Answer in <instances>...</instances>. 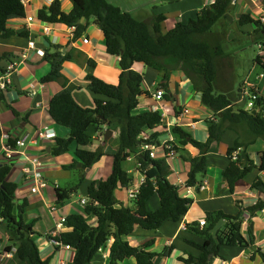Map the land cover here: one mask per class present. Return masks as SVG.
<instances>
[{"label":"trees","instance_id":"16d2710c","mask_svg":"<svg viewBox=\"0 0 264 264\" xmlns=\"http://www.w3.org/2000/svg\"><path fill=\"white\" fill-rule=\"evenodd\" d=\"M165 4L178 3L181 0H160ZM234 0H215L203 7L195 18L184 23L178 21L168 32H162L166 21L163 15H156L150 23L136 19L130 13L113 5L108 0H74L70 13L62 10L61 0L39 11V19L44 23L62 24L76 29L75 37H80L87 28L89 21H94L104 34L107 52L120 59L121 75L117 86L108 84L97 78L93 71L96 63L87 60V81L89 89L95 94V107L84 108L74 98L77 87L70 84L62 74L63 64L71 61V54H64L60 48H53L46 53L45 59L51 66V71L42 78V83L61 82L63 89L49 103V113L53 121L69 130L71 140H58L53 154L61 155L68 151L70 144L75 143L77 163L82 164V170L92 169L105 155L103 147L97 151L87 150L93 138L89 131H102L104 127L111 131H119V146L112 158V172L104 180L91 182L88 187L87 204L81 213L69 214L65 228L58 242L70 246L74 252L73 264H92L98 251L110 240V264H119L124 255L134 257L137 264H154L158 256H167L172 251L165 249L162 253H153L148 249L154 244L149 241L140 247H134L123 238L133 234L136 228L146 231H156L165 222H179L189 211L194 200L181 197L178 188L170 180V169L165 161L153 160L148 153L141 151L143 143H153L157 134H151L148 142L142 141L145 130H154L163 125V115L160 111H145L135 114L139 107V97L144 93L145 76L134 69L135 64L142 63L154 66L161 71L156 90L169 91L171 75L180 71L191 81L194 91L200 94L203 106L213 113V120H208V139L205 142L196 141L184 128L175 126L172 133L179 145H191L200 153L189 159L187 186L201 188L197 178L207 166V154L215 142H220L227 129L239 134L234 145L228 149L229 166L222 172L223 181L231 191L235 184L244 179L256 168L254 161L246 149L257 139H264V96L258 95L253 114L237 106L244 96L242 87L235 89L234 75L225 76L222 66L229 58L223 43L227 37V26L224 19L233 6ZM26 17V9L22 0H0V39H7L15 32L8 28L10 20ZM82 20H85L82 23ZM241 27L255 25V39L261 43L264 51V26L250 14H243L238 20ZM23 36L27 34L23 33ZM6 57L0 58V63ZM264 57L256 61L264 71ZM0 69V76L2 75ZM223 76V80L220 79ZM222 78V77H221ZM223 86V87H222ZM221 88H223L221 90ZM250 93H255L254 89ZM3 100L2 93L0 101ZM242 130L250 135L249 142H243ZM10 145L16 146L15 140ZM61 147V148H59ZM179 151V148H175ZM1 151V146H0ZM235 154L237 157L235 159ZM134 156L138 171L146 175V182L134 201V207L122 206L115 191L119 187L128 188L134 177L126 170L125 163ZM259 169L264 172V151L260 153ZM75 164V165H76ZM75 165L73 167H75ZM12 164L0 165V229L6 226L5 236L8 238L9 250L14 253L18 264H49L43 260L37 243L33 239L34 222L27 223L24 214L28 200L17 204L16 193L18 184L9 180ZM79 182L70 189L56 188L57 205H63L71 195L78 191L84 182ZM253 191L264 194V180L258 178L252 184ZM157 196L160 206L156 211H149L148 203ZM264 209V201L258 202L252 212ZM96 218V225L89 223V218ZM223 219L226 223L214 238L211 230ZM209 224V225H208ZM244 211L238 215H227L223 212L207 214L206 226L202 231L198 225H187V229L206 237L203 245L190 242L202 251L201 257L195 261L192 256L181 257L187 264H208L211 255L218 256L225 246L249 247V242L243 236ZM200 225V224H199ZM197 226V227H196ZM208 226V227H207ZM252 241V240H251ZM171 251V252H170ZM264 263V253L258 250Z\"/></svg>","mask_w":264,"mask_h":264},{"label":"crops","instance_id":"0c3cea01","mask_svg":"<svg viewBox=\"0 0 264 264\" xmlns=\"http://www.w3.org/2000/svg\"><path fill=\"white\" fill-rule=\"evenodd\" d=\"M154 1L155 3L150 5L144 2H135L134 8L137 7V11H149L147 19L138 20L150 23L154 16L163 15L167 19L162 25V32L166 33L178 21L186 23L190 18H195L203 7L212 4L215 0H181L174 4H165L160 0ZM22 2L26 9V17L10 20L8 28L15 32V35L7 39H0V58L6 57L0 63L2 73L10 64L20 60L24 53L28 54V58L20 61L17 66L12 86L2 93L3 100L0 101V165L12 164L9 180L19 186L16 193L17 204L28 200L29 205L25 211L24 220L27 223H35L34 231L36 233L33 235V239L38 245L41 258L44 261L49 260V264H73L74 252L72 250H66L63 246H55L51 243L55 224L63 215L81 213L84 207L80 202L82 199L87 200L88 187L91 182L104 180L110 176L113 163L110 155L118 149L119 131H112L113 135L105 144L104 136L108 129L104 127L99 132L90 129L89 133L93 141L87 150L97 151L103 147L104 153L107 155L89 171L82 170L80 162L76 164L77 146L74 143L69 145L67 152L61 155L53 154V148L57 147L58 140H65L67 143L71 138L69 130L57 125L49 113L51 99L63 89V86L61 82L42 83V78L51 71V66L45 57L47 52L56 47L60 48L64 54H71L73 59L63 64L62 74L70 84L77 87L73 92L75 100L84 108L89 109L95 107L96 96L89 89V81L86 79L87 60H93L96 63L93 74L97 78L117 86L121 75L120 59L107 52L104 34L94 21H89L84 33L76 38L74 27L44 23L39 19V11L50 6L53 2L49 3L47 0H22ZM61 2L62 10L65 13H70L74 6V0H61ZM131 12L128 11L132 15ZM243 14H250L255 20H259L260 16L264 15V7L260 8L250 0H234L232 8L224 19L228 30L230 25L234 24L242 35L248 34V37L254 40L255 36L252 34H255L256 26L241 27L238 24V20ZM29 18H32L31 22ZM84 22L85 20H82V23ZM23 33L27 35L23 36ZM85 39L88 40V43H84ZM30 42L36 44V50H43L45 56H39L35 50L29 49ZM238 55L239 58H242L240 54ZM258 56L264 57V51H259L256 58H253L252 68L248 77L243 79V84L245 87L252 86L255 93L264 96V71L256 61ZM134 69L143 74L146 79L143 86L144 93L139 97V107L134 113L160 111L164 118L163 125L154 130L147 129L141 136L142 141L148 142L151 134L158 135L156 141L146 143L153 147V150H143L142 146L145 144L143 143L141 151L148 153L149 156L150 152H153L155 154L153 160L165 161L171 172L170 182L178 188L181 197L192 198L194 203L179 222L169 220L156 231H146L138 227L132 235L124 237L123 240L140 248L147 242L154 241L148 251L157 254L162 253L165 249H171L172 252L170 251L171 253L167 256L162 255L155 258L154 264H187L180 258L192 256L197 261L202 255V251L190 242L203 245L206 241L204 235L188 230L187 225H198L196 227L202 231L204 226L199 224L202 220L207 221L208 213L223 212L235 216L243 210L245 214H249V219L242 227L243 236L249 242V247L225 246L218 256L211 255L209 257L208 264H264L258 253V250L264 253V209L256 212L251 211L258 202L264 201V194L252 189L255 180L258 178L264 180V172L259 169L260 153L264 151V139H257L246 149L256 168L235 184L234 191L230 190L222 178V172L230 162L227 151L239 138V134L232 129H227L221 136L220 142H215L211 146L207 154L206 169L197 178L198 183H201L203 187L187 186L189 172L187 161L198 156L200 152L191 145H179L172 129L175 126L184 128L196 141L205 142L209 136L208 120H213V113L203 106L200 94L194 91L191 81L182 72L176 71L171 75L169 91L161 101L156 102L154 94L157 91L156 87L161 71L154 66L142 63L135 64ZM226 69L224 68V70ZM233 73L235 74V70ZM162 91L165 93L164 90ZM243 99L237 104L240 108H245L247 103ZM185 108L190 109L188 115L182 114ZM44 128L54 130L56 138L50 141H40L36 146H30L25 150V156L37 157L42 161V171L47 181V187L40 193L34 194L24 179V169L27 166L26 158L21 154L14 155L8 160L2 149L5 143L3 144L1 135L8 133L15 142L22 139L29 141L35 139L38 132ZM241 134L243 142L251 140L245 130H242ZM168 137H172L175 141L174 144L179 148V151L176 150L177 154L174 160L167 157L163 145ZM74 165L75 167H73ZM73 168H77L75 177L71 172ZM125 168L134 177L133 182H135L139 176L136 159L128 158ZM81 177H85V179L79 188L81 192L79 200L72 202L69 199L63 205H57L56 188L64 189L62 186L68 185L72 187ZM50 179L55 182L52 186L49 184ZM127 189L119 187L115 191V196L122 206L132 208L134 202L128 200ZM159 206L160 202L157 196L148 203L149 211H156ZM54 207L57 208V211L51 212V208ZM89 223L95 226L96 218L90 217ZM5 229V225L3 229H0V264H18L14 255L8 256L6 253L10 244L5 236ZM112 242L110 240L98 251L92 264H110ZM119 264H137V261L134 257L124 255Z\"/></svg>","mask_w":264,"mask_h":264},{"label":"built area","instance_id":"2783aa9c","mask_svg":"<svg viewBox=\"0 0 264 264\" xmlns=\"http://www.w3.org/2000/svg\"><path fill=\"white\" fill-rule=\"evenodd\" d=\"M47 1L49 3L53 2V0H47ZM250 1L253 4H256V2L259 0H250ZM29 21L31 22L32 18H29ZM259 21L264 26V15L260 16ZM84 43H88V40L85 39ZM29 49L35 50L39 56H42V57L45 56V53L43 50H36L37 48L34 42L29 43ZM261 49H263V46L261 47ZM27 58H28V54L24 53L21 56L20 60L16 61L13 64H10L6 68V71L0 76V94L6 92L12 86L13 75L17 71V66L19 65L20 61L25 60ZM245 96L248 98V100H247V103L244 109L247 111H252L254 109L255 102L258 99V95L256 93H250V91H247V92L244 91L243 97ZM163 97H164V92L162 90H157L154 94V98L156 102L161 101ZM189 113H190L189 108H185L182 111L183 115H188ZM55 138H56V133L54 132V130L49 129V128H44L43 130L38 132L37 137L35 139L29 140V141L27 139L17 140L16 146L13 148L12 146L9 145L10 141L12 140L10 134L3 133L1 135V140L3 144L5 143L2 149L4 151L5 157L8 160H10L14 155H21V154L26 158L27 166L24 169V179L26 183L29 184L31 192L34 194L40 193L42 190H44L47 187V181L43 175L42 161L37 157L25 156V150H27L28 147L30 146H36L40 141H50V140H54ZM174 142L175 141L172 137L171 138L168 137V139L163 144L167 157L170 160H174L177 154V151L175 149L176 145L174 144ZM142 149L143 150H153V147H150L148 144L145 143L143 144ZM150 157L154 159L155 154L153 152H150ZM236 157H237V154H235V159ZM139 167L140 165H137V171ZM138 173H139V176L137 177L136 181L133 182L127 189L128 200L132 202L137 200L141 192V188L143 184L146 182V175L141 174L139 171ZM202 187L203 186H201V188ZM80 203L82 206H85L87 204V200L82 199ZM56 211H57L56 207L51 208V212H56ZM248 219H249V214L246 213L244 217V223H246ZM66 220H67V216L65 215L61 216L57 220L55 224V230L53 232V238L51 240V243L54 244L55 246H63L66 250H72L70 246L64 245L58 242L57 240H55V238H58L60 234L63 232L65 228ZM200 225L202 227L205 226L206 221L205 220L200 221ZM15 252H16V249L12 248L11 251H8L6 253L8 256H11V255H14Z\"/></svg>","mask_w":264,"mask_h":264},{"label":"rangeland","instance_id":"374dc122","mask_svg":"<svg viewBox=\"0 0 264 264\" xmlns=\"http://www.w3.org/2000/svg\"><path fill=\"white\" fill-rule=\"evenodd\" d=\"M110 3L113 5L121 8L123 11H132V15L136 17V19H147L149 16L148 13L149 11L146 12H140L137 11V7H135V2H144L147 3L148 5L155 3L154 0H108ZM256 5L259 6L260 8L264 7V2L262 0H259L256 2ZM134 8V9H133ZM141 13V16H140ZM188 22V20H187ZM246 28V27H245ZM249 28V27H248ZM227 29V37L223 43L224 49L227 53H229V58L225 60L224 62V67L222 66L221 69H223L225 76L233 74L234 79H235V89H238L239 87H242V89L247 92L252 90V86H244L243 84V79L247 78L250 72V69L252 68V63H253V58H256L257 54L259 51H262L261 49L262 44L257 43V41L253 39H250L248 37V34L242 35L239 32V28L235 26L234 24L230 25V29ZM230 31V32H229ZM230 33V34H229ZM236 53V55H235ZM241 55L242 58H239V55ZM238 55V56H237ZM224 68H227L224 70ZM230 69V70H228ZM232 70V71H231ZM235 70V74L233 71ZM241 71V73H240ZM222 77V78H221ZM220 79L223 80V76L220 75ZM245 81V80H244ZM223 87V86H222ZM223 88H221L222 90ZM244 98L243 100H248V98ZM93 129H91L92 131ZM73 144V143H72ZM75 144V143H74ZM76 145V144H75ZM77 146V145H76ZM134 157V156H132ZM99 166V165H97ZM73 176L75 177L77 175V168H73L71 170ZM67 178V177H66ZM80 180V179H79ZM79 181H77L78 183ZM55 182L53 180H49L50 186H52ZM64 189H70L71 186H62ZM81 195L80 190L78 189L77 192L73 193L70 197V201H75L79 200V196Z\"/></svg>","mask_w":264,"mask_h":264},{"label":"water","instance_id":"95a60500","mask_svg":"<svg viewBox=\"0 0 264 264\" xmlns=\"http://www.w3.org/2000/svg\"><path fill=\"white\" fill-rule=\"evenodd\" d=\"M256 111L253 110V114H255ZM113 135L111 130H108L104 136V143L106 144V142L111 138V136ZM81 166V165H80ZM90 169H87V171H89ZM225 221L223 219L219 220V222L215 225V227L211 230V233L213 235L214 238L218 237V232L219 230L225 225Z\"/></svg>","mask_w":264,"mask_h":264}]
</instances>
